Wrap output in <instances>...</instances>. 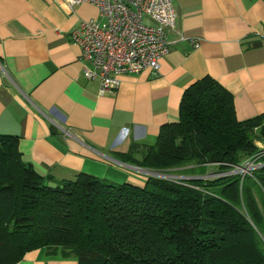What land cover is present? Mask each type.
<instances>
[{"label":"crops","instance_id":"1","mask_svg":"<svg viewBox=\"0 0 264 264\" xmlns=\"http://www.w3.org/2000/svg\"><path fill=\"white\" fill-rule=\"evenodd\" d=\"M172 3L175 23L158 73L121 75L99 94L70 37L81 20L100 19L95 6L0 0V134L17 139L25 163L53 181L83 172L143 185L144 168L121 153L154 143L160 127L178 119L184 91L206 76L232 95L238 120L264 114V0ZM13 264L79 263L42 247Z\"/></svg>","mask_w":264,"mask_h":264},{"label":"trees","instance_id":"2","mask_svg":"<svg viewBox=\"0 0 264 264\" xmlns=\"http://www.w3.org/2000/svg\"><path fill=\"white\" fill-rule=\"evenodd\" d=\"M255 139H264V114L238 120L232 95L208 76L184 91L178 119L154 143L121 153L146 170L195 178L136 185L80 172L53 181L0 134V264L42 247L79 264H264V167L199 177L241 164Z\"/></svg>","mask_w":264,"mask_h":264},{"label":"built area","instance_id":"3","mask_svg":"<svg viewBox=\"0 0 264 264\" xmlns=\"http://www.w3.org/2000/svg\"><path fill=\"white\" fill-rule=\"evenodd\" d=\"M68 6L88 3L98 10L100 19L81 20L70 32L80 47L83 76L99 81V94L116 88L120 76L149 69L157 74L160 60L168 53L167 32L174 27L172 0H67ZM149 19V21H148ZM151 21V22H150ZM198 41L194 40V46ZM257 151L241 164L225 171L211 170L202 178L229 174L251 175L264 167V139H255ZM221 163H217L219 165ZM211 165H215L212 163ZM167 180L181 181L184 175L153 172Z\"/></svg>","mask_w":264,"mask_h":264},{"label":"rangeland","instance_id":"4","mask_svg":"<svg viewBox=\"0 0 264 264\" xmlns=\"http://www.w3.org/2000/svg\"><path fill=\"white\" fill-rule=\"evenodd\" d=\"M261 140V139H260ZM256 145V144H255ZM257 147V146H256ZM139 167V166H138ZM141 169H143V168H141ZM143 171L148 175V176H154V177H158V178H163V177H160V176H156L155 174H153L152 172H149V170H144L143 169ZM151 171H153L154 172V170H151ZM155 172H157V171H155ZM159 172H162V171H159ZM186 177H192V176H189V175H187ZM164 179V178H163Z\"/></svg>","mask_w":264,"mask_h":264}]
</instances>
